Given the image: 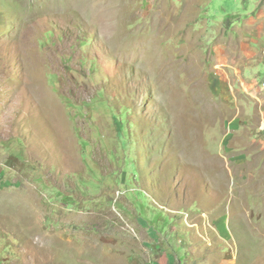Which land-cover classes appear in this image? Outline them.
<instances>
[{
  "label": "rangeland",
  "instance_id": "obj_1",
  "mask_svg": "<svg viewBox=\"0 0 264 264\" xmlns=\"http://www.w3.org/2000/svg\"><path fill=\"white\" fill-rule=\"evenodd\" d=\"M251 76L264 0H0V264H264Z\"/></svg>",
  "mask_w": 264,
  "mask_h": 264
},
{
  "label": "crops",
  "instance_id": "obj_2",
  "mask_svg": "<svg viewBox=\"0 0 264 264\" xmlns=\"http://www.w3.org/2000/svg\"><path fill=\"white\" fill-rule=\"evenodd\" d=\"M253 52H255V51H253V50H249V51H247L246 52V54L247 55H245V53H243V55L245 56V57H253L252 55H253ZM252 66V65H251ZM248 68V67H247ZM220 70H224V68H221ZM250 69L248 68V73H251V71H249ZM221 72V71H220ZM223 72V71H222ZM221 72V73H222ZM247 75V74H246ZM226 76H227V73H225V72H223L222 74H220V73H218V74H215V77H216V79H214L213 80V82H214V84H216V87L214 88L215 90H225V89H227V80H228V76H227V78H226ZM234 76H236V74H235V72L233 71V74H232V76H230V77H234ZM245 78H247V77H245ZM220 83H219V82ZM239 82L241 83V84H243V85H245V84H251V85H259L260 84V82L261 83H264V80L262 79V78H260L259 77V79H257L255 76H251L250 78H249V82H247V80H245V79H239ZM261 91H263V88L260 86L259 88H258V90H257V92H261ZM253 99H254V101L257 103V106H258V108H259V110L258 111H260V114H263V116H264V112H263V110H262V104H263V101H264V91L262 92V94L261 95H259V94H257V96H251ZM259 113V112H258ZM259 127H261V125L259 126Z\"/></svg>",
  "mask_w": 264,
  "mask_h": 264
}]
</instances>
